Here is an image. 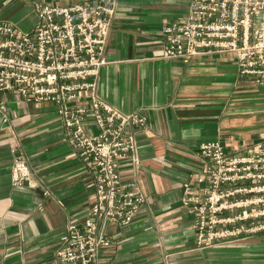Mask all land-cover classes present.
<instances>
[{
    "label": "crops",
    "instance_id": "1",
    "mask_svg": "<svg viewBox=\"0 0 264 264\" xmlns=\"http://www.w3.org/2000/svg\"><path fill=\"white\" fill-rule=\"evenodd\" d=\"M33 1H1L0 17L29 30L37 22ZM191 1L116 0L97 94L122 112L147 117V127L136 131L138 166L130 160L121 166L146 202L129 225L108 227L112 244L99 264H264L262 235L196 248L192 220L181 207L182 184L203 169L200 144L219 142L227 153L240 154L264 141V85L241 78L232 54L187 64L163 58L161 28L181 19ZM1 100L0 264H56L60 237L90 208L93 176L51 106L15 95ZM17 158L37 187H12Z\"/></svg>",
    "mask_w": 264,
    "mask_h": 264
},
{
    "label": "built area",
    "instance_id": "2",
    "mask_svg": "<svg viewBox=\"0 0 264 264\" xmlns=\"http://www.w3.org/2000/svg\"><path fill=\"white\" fill-rule=\"evenodd\" d=\"M31 6L37 22L29 30L0 17V112L2 95L54 109L94 179L87 215L60 237L56 264H99L101 251L112 244L108 227L129 225L146 202L136 180L122 177L121 166L127 160L138 166L136 131L147 127V117L122 112L97 94L117 3L34 0ZM161 34L164 59L187 64L232 54L241 78L264 85V0H192L185 15L164 25ZM197 153L203 169L181 186V207L192 220L196 248L264 236V141L240 154L207 142ZM11 185L37 187L22 158L12 163Z\"/></svg>",
    "mask_w": 264,
    "mask_h": 264
}]
</instances>
